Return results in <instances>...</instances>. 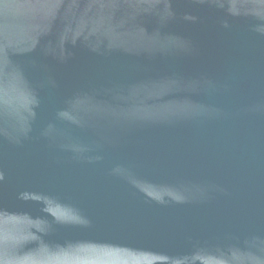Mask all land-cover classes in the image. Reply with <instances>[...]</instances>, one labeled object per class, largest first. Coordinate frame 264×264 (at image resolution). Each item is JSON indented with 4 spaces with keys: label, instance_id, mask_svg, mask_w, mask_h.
I'll use <instances>...</instances> for the list:
<instances>
[{
    "label": "water",
    "instance_id": "1",
    "mask_svg": "<svg viewBox=\"0 0 264 264\" xmlns=\"http://www.w3.org/2000/svg\"><path fill=\"white\" fill-rule=\"evenodd\" d=\"M0 264H264V0H0Z\"/></svg>",
    "mask_w": 264,
    "mask_h": 264
}]
</instances>
